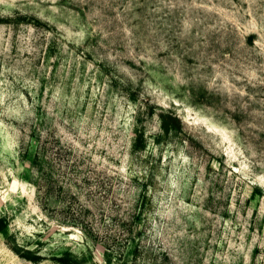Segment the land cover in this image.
<instances>
[{
	"label": "rangeland",
	"instance_id": "1",
	"mask_svg": "<svg viewBox=\"0 0 264 264\" xmlns=\"http://www.w3.org/2000/svg\"><path fill=\"white\" fill-rule=\"evenodd\" d=\"M0 264H264V0H0Z\"/></svg>",
	"mask_w": 264,
	"mask_h": 264
}]
</instances>
